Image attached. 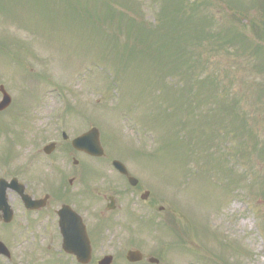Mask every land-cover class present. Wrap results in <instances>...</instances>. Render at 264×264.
<instances>
[{
	"label": "rangeland",
	"instance_id": "rangeland-1",
	"mask_svg": "<svg viewBox=\"0 0 264 264\" xmlns=\"http://www.w3.org/2000/svg\"><path fill=\"white\" fill-rule=\"evenodd\" d=\"M172 1L107 0L101 10L108 6L133 18L121 7L129 3L140 13L136 16L137 23L150 28L151 24L167 22L163 12L164 8H171L169 2ZM90 2L87 0L88 8ZM253 2L206 0L201 3L206 4L207 10L200 8L196 18L207 14L216 23L205 28V37L199 46L181 43L187 50H194L193 58L199 55L200 58L197 67H189L182 60L177 66V60L171 62L177 70L175 74L167 73L170 74L167 85H175L177 89V93H172L154 80V76L164 78L163 71L168 70V66L162 64L164 60L152 57L155 52L151 44L155 41L150 36L146 38L150 46L148 62L126 60L124 67L115 52L121 45L126 48L133 44L135 38L126 35L124 28L117 30L115 23L99 27V32L104 31L106 37L117 44L105 45L102 33L96 31L98 28H87V18L79 26L77 20L66 17L62 12L63 4L58 0H0V84L12 98L10 106L0 112V174L6 170L4 159H12L7 170L13 172L23 159L21 156L29 154L33 141L44 139L47 128L44 125L37 128L39 123H47L46 119H40L49 116L54 108L71 105L90 112L89 107H101L88 114L101 124L103 139H107L110 146L108 151L122 157L132 156L134 151L136 156L141 155L131 159L130 164L140 162L147 170L141 169L142 175L151 180L163 175L167 197L176 198L175 208L179 211L178 217L169 201L162 204L165 208L160 213V227L156 232H150V221L137 222L138 231L133 224L130 229L116 227V233L109 229L104 234L103 249L107 248L105 242L111 240V236L122 247L127 236L135 235L144 245L165 244V254L173 264H221L222 259L228 264H264V194L261 191L264 189V72L260 69L264 60L258 51L235 53L234 47H239L232 44L222 51L212 48L213 35L228 32L233 23L239 27L245 25V21L242 24L239 21L244 17H239V13L245 10L255 22L256 37L261 39L256 44L259 50H264V16H261L258 0L256 8ZM190 14V9L184 8L181 16ZM155 31L159 33V42L167 46L179 39V28L162 26ZM261 32L262 38L259 37ZM96 62L102 66L98 72ZM213 73L220 75L216 79L217 87L210 81L194 82ZM180 86L186 88L184 92L179 91ZM196 86L210 88V102L216 111L213 97L218 96L219 102L225 103L227 115L222 112L224 119L220 123L212 113L205 114L204 120L209 117V121L200 127V115L185 114L180 107L187 90ZM58 92L60 101L56 96ZM207 92L199 95L204 97ZM178 94L179 100L175 98L174 103ZM236 99L239 107H232ZM94 100H98L96 106L92 103ZM185 103L190 102L185 100ZM204 103L206 100H198L192 105L200 109ZM234 118L238 125L230 126ZM222 123L228 128H222ZM242 123L245 126L240 129ZM179 137L191 140L185 144L188 148L178 143ZM17 138L23 144L16 141ZM227 155L230 161L219 163L217 158ZM188 223L192 229L194 225L205 227L212 235L208 236L210 238L195 235L184 226ZM16 229L15 234L24 235L22 228ZM176 232L179 233L177 238ZM45 255L15 251L12 258L19 264H47L50 259H45Z\"/></svg>",
	"mask_w": 264,
	"mask_h": 264
},
{
	"label": "flooded vegetation",
	"instance_id": "flooded-vegetation-1",
	"mask_svg": "<svg viewBox=\"0 0 264 264\" xmlns=\"http://www.w3.org/2000/svg\"><path fill=\"white\" fill-rule=\"evenodd\" d=\"M93 110L50 111L49 116L40 119H46L47 123H39L37 129L44 125L47 130L44 139L35 146V153L3 176L7 181L6 201L11 217L9 222H4L3 217L7 218V214L0 213V240L6 246H9L7 232L11 226L14 237L19 239L17 250L27 243L25 254H65V258L59 257L58 263L73 264L74 258L61 249L58 223L59 210L63 206L68 225L84 226L93 255L106 254L103 249L104 223H127L136 213V201L142 204L144 213L162 211L161 204L166 200L163 177L151 180L142 175L145 167L142 168L140 162L131 165L130 157L121 159L110 150L108 154L94 156L73 147L74 138L100 124L89 116ZM102 138L99 134L100 142ZM114 161L121 162L122 168L115 169ZM22 195L37 201L36 207L26 208ZM144 195L146 199L142 200ZM16 228H22L24 235L15 234ZM112 238L107 241V248L113 250L112 254H120L119 243H114ZM135 245L138 244L134 240L129 241L123 250L135 248ZM148 251L139 263L151 264L149 259L157 258L158 254ZM160 258L164 259L161 254ZM0 264H7V259L1 255ZM154 264H160V261Z\"/></svg>",
	"mask_w": 264,
	"mask_h": 264
},
{
	"label": "trees",
	"instance_id": "trees-1",
	"mask_svg": "<svg viewBox=\"0 0 264 264\" xmlns=\"http://www.w3.org/2000/svg\"><path fill=\"white\" fill-rule=\"evenodd\" d=\"M65 2V0H61ZM71 2L66 1L65 3L67 5H75L77 0H69ZM184 1L188 0H173L169 4L171 5V8L168 10L164 8L163 14L165 16L169 15V18H167V22L162 24H151L150 29L147 28V26L141 24L139 25L136 20V16L140 14L138 11H136L129 3H123L121 7L123 9H126V11H129V15H131L133 18L128 17L127 14L122 13L120 10L116 12V10H112L110 7L106 6L104 11L101 9H96L93 6H90L89 8L84 6L82 8L83 14L86 15V18L90 22L91 26L95 25V20H99L103 24L109 23L113 25L115 23V27L117 30H121L124 28L125 34L129 35L131 37H134L135 41L133 44L128 45L126 48L123 49V53L121 57L126 59H132V60H146L148 58V42L146 41V38L151 35V33L156 29H160V27H171V28H179V39H175L170 42V46L165 45V42L160 43V37L155 39V42H152V48H154L155 54H153V58L164 60L162 62L163 65L168 66V70L163 71V74H167L168 72L170 74H175L177 70L173 69L171 62L174 60L176 61V66L178 65V62H184L187 63L189 67H197L196 63L197 60L200 58V55L197 56V58H193L192 55L195 53L193 49L187 50L184 46H181V43H191L195 46H199L205 37V28L211 24H215L214 19L208 15H202L200 17L196 18V14L198 13V10L202 8L201 3H203L206 0H193L190 2L189 9L191 11L190 15H186L182 19V12L183 8L185 7V4H183ZM129 4V5H127ZM68 9L71 10V7L68 6ZM203 9V8H202ZM90 10V11H89ZM87 21V22H88ZM88 22V23H89ZM89 25V24H88ZM253 25V24H252ZM154 29V30H153ZM238 36V34H228V36L221 35L219 33H216L213 35L215 38L214 41H212V48L218 49L219 51H222L224 49H227L228 44L235 45V38ZM174 37V35H173ZM240 38L238 37V40ZM239 48L234 47V52L237 53ZM184 56L182 59L181 57ZM150 59V58H149ZM180 59V61L178 60ZM168 74V75H170ZM179 74L182 76L181 69L179 67ZM207 78H204L202 80L194 81L196 83L204 84L206 81L215 83V86L218 85L219 74H208L205 75ZM210 88L205 86H198L194 87V89H189V96L191 98H197L196 94H202L204 92H209ZM207 95V94H206ZM204 95V97L206 96ZM180 143H183V141H179Z\"/></svg>",
	"mask_w": 264,
	"mask_h": 264
},
{
	"label": "water",
	"instance_id": "water-1",
	"mask_svg": "<svg viewBox=\"0 0 264 264\" xmlns=\"http://www.w3.org/2000/svg\"><path fill=\"white\" fill-rule=\"evenodd\" d=\"M0 90L2 91L3 93V99L2 101L0 102V110L1 109H4L9 103H10V98L9 96L5 93V91L3 90L2 87H0ZM74 143L77 145V146H80L79 144V139L75 140ZM83 147H90V146H83ZM91 153H96V154H100L101 153V149H97L95 150V147L92 146V150H90ZM4 206V202H3V196L1 195V192H0V208ZM62 232L64 234V238H65V230L64 228L62 227ZM75 240L73 238H65V243L70 245V243H73ZM77 258L78 259H86L88 257V254H84L83 253V250L81 249H78L77 250ZM127 259L130 260V261H136L140 258V255H139V252L138 251H130L128 252L127 254ZM109 261H110V258L107 256V257H104L99 263L100 264H109Z\"/></svg>",
	"mask_w": 264,
	"mask_h": 264
}]
</instances>
